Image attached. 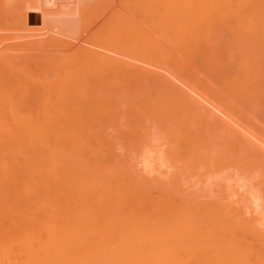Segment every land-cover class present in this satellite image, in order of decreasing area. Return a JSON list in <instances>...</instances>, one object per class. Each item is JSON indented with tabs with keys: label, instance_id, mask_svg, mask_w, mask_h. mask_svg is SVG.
<instances>
[{
	"label": "bare ground",
	"instance_id": "6f19581e",
	"mask_svg": "<svg viewBox=\"0 0 264 264\" xmlns=\"http://www.w3.org/2000/svg\"><path fill=\"white\" fill-rule=\"evenodd\" d=\"M67 1L29 0L28 5L25 1L22 30L34 33L46 29L49 16L45 9ZM221 1L219 47L224 50L222 54H217L220 49L216 53L212 50V53H200L196 49L198 54L193 56L190 51L187 52L190 56H159L157 50L158 54L145 53L148 42L146 36L141 35L140 25L135 26L139 22L136 21L127 39L130 45H125L120 35L123 43L114 42L119 45L114 49L110 45L111 52L105 50L106 54L102 52V55L92 50L91 55L88 53L89 56L78 59L83 61L77 68L78 61L71 63L75 67L69 68V64L62 72L59 70L54 75L51 72L52 79L48 75L27 79L19 75V70L6 69L5 64V68H0V264H264V241L253 244L255 246L249 241H240L246 230L241 233L242 238L237 239L229 222L223 220L225 212L221 210L222 218L221 212L215 209L216 203L214 208L203 205L202 201L199 203L203 195L199 199V194L187 196L179 186L181 178H177L178 173H185L199 163L202 168H197L210 170L206 173L210 179L206 175L202 177L207 181L205 188L212 189L208 181L214 179L216 184L219 168L223 170L220 174L233 169L242 177L248 166L255 164L247 159L250 152L232 148L233 142L252 141L245 133L233 130L229 116H238L247 132L256 122L258 127L264 125V7L260 8L259 0ZM58 10L50 12V16ZM66 11L59 10L58 15ZM131 20L128 21L131 23ZM129 51L132 52L130 60ZM140 63L162 69L163 73L142 67ZM62 66L65 68L66 64ZM173 71L184 78V88L169 87L151 92L144 81L167 79ZM129 81H138L133 87V95L137 94L138 99L126 107ZM195 95L212 99L217 104L223 114L222 123L215 121L209 109L196 105ZM6 109L12 110V121L8 111L5 112L8 118H5ZM13 109L20 115L22 110H27L25 113L33 116H17ZM118 114L123 115L120 118L122 123L126 121L123 125L126 130L121 131L113 121V128L117 125L114 134H119L115 137L110 134L111 130L108 134L109 128L104 125L110 116L114 118ZM260 128L256 127L260 131L258 135L262 133ZM132 138L146 146L151 142L149 148L153 142H167L164 164L165 161L169 163V169L166 172L175 169L177 174L174 170L167 174H173L167 178L170 186L165 184L166 179L156 182L157 198L149 195L152 187L149 177L145 178L147 181L140 178L142 174L139 176L136 171L135 162H123L119 157L121 151L118 155L113 150L118 143L112 142L126 143ZM133 139L132 147H136ZM258 141L261 142L262 137ZM168 142L177 144L171 149ZM145 145L138 148L139 153H136L140 157L135 156L136 159L149 156L151 149L146 151ZM152 145L161 147L158 143ZM155 154L161 156V153ZM162 168L159 173L165 172V168L160 172ZM197 172L193 175L204 174ZM161 175L166 177V174ZM187 175L182 176L192 180V174V177ZM227 175L223 177L227 179ZM200 176L195 180L204 186L205 179L201 181ZM196 182L193 187L199 189Z\"/></svg>",
	"mask_w": 264,
	"mask_h": 264
},
{
	"label": "rangeland",
	"instance_id": "374dc122",
	"mask_svg": "<svg viewBox=\"0 0 264 264\" xmlns=\"http://www.w3.org/2000/svg\"><path fill=\"white\" fill-rule=\"evenodd\" d=\"M25 1H27L26 4L28 5L29 0H0V60L3 61L2 64L0 62V68L5 66L6 69H8V68L12 69L15 72H17V70H19L18 71V72H20L19 75H21L24 78L27 77V79H30L32 77L33 80H36L39 77H44V75L45 76L48 75L49 78L51 77L50 79H52V77H53L52 75H54V72L56 73L59 70H61L60 72H62V70L68 68L69 64L75 63L78 61L77 62L78 64L77 63L75 64V66L77 68V66L80 65L83 61V60L80 61L81 60L80 58L84 59L85 55H87L89 52L92 54V50H93V52H96V51L99 52L100 51L99 52V54H100L102 52L105 53V50L107 52L108 50H110L112 48L114 49L115 45H119V44H116L114 42L119 41L118 43L122 44L123 42H121V41H123V40H122V37H120V35H123L125 45L128 46V45H130V43L128 44V40L131 37V35H129V34L130 33L132 34L133 30L135 29V26L137 27L139 25H140L139 30L141 32V35L146 36V39L148 42L147 43L148 45L146 44V47L152 46L150 49H149V47H147V48L145 47L146 48V49L144 48L146 50V51H144L145 53H148V51H150V53L153 52L154 54H158L156 52V50H157L159 52V54H158L159 56L164 55V54H171L173 56H178V55L179 56H184V55L190 56L187 54V52L190 51L191 53L189 52V54H191V56H193V55H196V53L198 54V51L200 53H203V52H208V51L210 52L212 50V52L215 51V53H216L218 51V49H220V51H219L220 53L218 52L217 54L224 53L223 52L224 50L222 51V48L219 47L221 44V14H220V9H221L220 7H221V2H222L221 0H167V1H164V0H69V1L64 2V3H59V5L56 4L53 8H50V9L49 8L45 9L44 8L45 6H41L42 8L45 9V11L48 10L46 12L48 13L49 17H47L46 23L47 24L49 23V24L46 28L47 30L42 28L43 32L39 30V31H35L34 33L33 32H25L24 30H22L24 28H23V25H21L22 24L21 19H22L23 14L26 10V7H27V5L25 4ZM33 1L35 2V0H33ZM255 1H257V0H255ZM257 2L258 3L260 2V5H261V7L259 5L260 8L264 7V0H259ZM64 6H65V8H64ZM122 8H124V9H122ZM56 9H59L60 11L61 10L62 11L67 10V11L65 12V14L63 12H61L58 15L59 10L57 11V14H54V13H56V12H54ZM262 10H264V9H262ZM50 12H54L53 13L54 15L50 16L52 14ZM133 14H134L135 20L132 18ZM115 16L117 17V19ZM127 16H130L131 19H133V20H131L130 17H127ZM109 17H111V18H109ZM122 19H125V20L121 21ZM126 20L127 21L131 20L132 22L130 23L129 21L127 22ZM136 21H139L140 23L137 22V25L134 26L133 24L136 23ZM46 23L44 25V28L46 27ZM113 24L115 26H113ZM128 26H129V28H128ZM132 26H134V29ZM122 28L127 34H125V32L122 30ZM119 33H122V34H119ZM46 34H48L50 36H48ZM128 36H129V39H128ZM162 37H164L165 40ZM115 38H118V39L116 40ZM119 38L121 40H119ZM39 39H41V40H39ZM162 40H164V41L162 42ZM35 41H37V42H35ZM111 43H114V44H111ZM110 45L112 46V48L109 49V47H111ZM102 47H104L105 49ZM194 47H195V49H194ZM204 48H205V50H204ZM162 50H163V52H162ZM201 50H202V52H201ZM109 52H111V50ZM212 52H210V53H212ZM97 53H93V55H96ZM131 53L129 51L128 60L131 59L130 58ZM89 54L87 56H89ZM108 54L110 55L111 53H107V55ZM102 55H104V54L102 53ZM58 57H60V58H58ZM78 59H80V60H78ZM57 60L58 61L60 60L61 62L63 61L64 64L61 62L58 63ZM132 61H133V59H132ZM40 62H43V63H40ZM44 62H46V63H44ZM128 62H131V61H128ZM36 63H37V65H36ZM56 63H58V65L61 67V69H59L60 67L58 65H56ZM53 64H55L58 68H55L56 66H54ZM65 64H66V67L64 68V66H62V65H65ZM143 64L140 63L139 65L142 67L144 66L145 68H149V66H147L146 64H144V65ZM8 65H9V67H8ZM17 65H19V66H17ZM72 66H74V64L73 65L71 64V66L69 65V68H71ZM52 67H53V69H52ZM54 68L56 69V71H54L55 70ZM28 69L29 70L31 69V70L29 71ZM149 69L157 71V72H161V70H162V69L158 70L157 68H155L153 66L152 67L150 66ZM27 71H28V73H27ZM40 71H41V73H40ZM51 72H53L52 75H51ZM34 73H36V76ZM42 73H44V74H42ZM161 73H163V70ZM29 75H30V77H29ZM144 81H145V83L148 84L151 92L157 91V89H161V88H169V87L184 88L186 86V84H185L186 82H185L184 78H182L181 75L177 71H173L171 76L167 79H162V78L150 79V78H148V79H144ZM137 82L136 81H129L128 82V91H127L128 96H127V101H126V107H129L138 99L137 94L135 96L133 95V94H135L133 87ZM147 87H145V88H147ZM127 102H128V106H127ZM195 103L199 107L209 109L210 112L213 113V116L215 117V121L222 123L223 114L218 109L219 107L217 106V104H215V102L212 99L206 100V99L200 97L199 95H195ZM7 111L10 114V112L12 110L6 109L3 113L5 114V112L7 113ZM13 111L15 112L16 109L15 110L13 109ZM19 111H21V108H19ZM19 111L17 110V112H15V113H17V116L24 117L23 116L24 114H26V116L28 115L27 110L26 111L22 110L24 113L22 112L23 114L21 113V115L18 114ZM25 112H27V113H25ZM210 112H209V114H210ZM15 113H14V116H15ZM29 113H33V112L30 111ZM9 114H8V116L10 117L9 119L12 121V117H13L12 114L13 113L11 112V115H9ZM30 115L33 116L32 114H30ZM30 115H28V116H30ZM120 116H122V118H123L122 114ZM120 116L118 114V115L114 116V118L110 116V118L107 119L108 121H106V124L104 126H106L107 129L109 128L108 134L110 133L109 130H111L113 132H111L110 134L113 135L114 134V128H115V130L117 129L116 128L117 125H115L116 127H114V128H113L114 124H113V126L111 125L113 121L116 124H118L119 127H121V131L126 130L125 127H123V125L125 126L126 121H125V123H122L121 120L123 121V119L120 118ZM5 118H8L7 115L5 116ZM9 119H7V120L9 121ZM229 119H230L229 124L233 128L234 131L245 133V136L252 141V142H233L234 145H232V148H235L236 151L239 150V148H240L241 150L245 151L246 153L250 152V155L247 159L249 162L250 161L255 162V164H254L255 166L253 165V163L250 166H248L249 168H248V171L246 172V175L244 174V175H242V177H241V175L237 174V172L233 169H229V170H232V172H229L227 170L229 173L225 172L223 174H220L223 172V170L219 168V172L220 171L221 172L220 173L218 172L216 174V177H215L216 184H218V182H217V180H218L219 185L216 186V184H214L215 182H213L214 179L212 180V178H211L212 182H210V180L208 181V184H210V183L212 184V185H210V186H212V189H211V187L209 188L210 191L208 188H205V186L207 184L206 178L208 177V175H206V173L208 174L210 170H207V169L205 170V168L199 169V168H202L199 163L198 164L195 163V167H193V169L195 170V168H196V170H195L196 174L199 173V172H197L198 170L203 172L204 174H200L201 176L200 175L196 176V174L193 175V173H195V171L192 168H190L189 170L188 169L185 170L187 173H188V171H190L188 173L189 175H187L186 172L183 173V171H181L180 173H178L177 178L182 179V180L180 179V181H178L179 186H180L181 190L183 189L184 192L186 191L185 193L187 196L190 195L189 193L192 194V196L190 195L191 197H194V196L196 197L199 194L197 196L199 199V198H201L199 196L203 195L202 198L205 197V199L204 198L199 199V203L202 204V202H203V205H206V206L209 205L210 207H213V208H214L215 203H216L217 207L215 206V209L217 210V212L219 213V212H221V210L225 212L224 213L225 217L223 216L222 212H221L222 215L220 213L219 214H220V216H222V218L224 217L223 220L225 222H227V223L229 222V224H228L229 227H232L233 233H235L234 236L236 235L235 236L236 238L239 237L237 239H240L242 237L243 238L246 237L248 240L246 238H244V239L242 238V240H240V241H243V242L246 241V243L249 241V244L251 243L252 245L253 244L259 245V241H264V193H262V191H264V184L259 183V182H264V134H262V133H264V130H262L264 128H260L264 125H260L258 127L257 122H256L255 123L256 125H254L253 129L252 130L250 129L251 132L250 131L247 132L246 125L241 121L240 118H238V116H234V115L231 117L229 116ZM11 121H9V122H11ZM109 122H110V124H109ZM259 122L261 123L260 120H259ZM259 122H258V124H259ZM262 123H264V122H262ZM255 126L257 128H260L259 130H261V132H262V133H259L260 135H258V132H260V131H257ZM256 131H257V133H256ZM246 133H249V134L252 133V134L246 135ZM117 134H118V132L115 133L114 136L116 135L115 137H117L119 135V134L118 135ZM252 135H254V136L257 135V136L254 137ZM261 137H262V141L259 142L258 140H261ZM243 138H245V137H243ZM257 138H258V140H255ZM132 139H131V142L129 140L130 143L126 142L127 144L125 142H119V141L112 142L114 145H116L118 143V145H116L117 148L113 145L114 146L113 150L114 151L116 150L115 152L118 155H119V152L121 151L120 152L121 154L119 157L124 159L123 162H125V161H127V163L131 162V161H132L131 163L135 162V163H133L134 167L137 169V170L136 169L135 170L139 171L138 172L139 176L141 174L143 176V177L141 176L140 178L145 179V178L149 177L148 181L149 182L151 181L150 183H152V187L154 186L153 189H152V187H150V190L151 189L152 190H151V192L149 190V195L152 198H157L159 195H158V191L156 192V190H157L156 188H158L156 182H159V181L163 182V179H164V181L166 179L167 182L166 183L164 182V183L167 184L169 181L167 179L169 175L167 176V174L168 173L170 174V172H172L173 170H174L173 172H175L177 174V171H175V169L171 170V168H170L171 171L166 172L167 169H169V167H168L169 163H167L165 161V164H164L165 149L168 150L166 148V147H168V145H166V147H165V144L167 142L166 143L165 142L161 143V141L156 142V143H158V146H161V147H157V145L153 146L152 144H156L155 142H153L151 144L152 148H149L150 147L149 144L151 142L146 143L149 145V147H148V145L146 146L144 144V142L138 143V142H136V141H138V139H133L134 140L133 143L136 145V147L135 146L132 147L133 146ZM120 143L121 144L125 143V144H122V146H127V147L122 148V146L119 145ZM160 143L163 145H161ZM168 143H170V142H168ZM129 144H131V145H129ZM176 144H175V142H171L169 144V146L171 145V149H173V148H175ZM141 145L142 146L145 145V147H143V148L147 149L146 151H149L151 149L150 150L151 152H149L148 157L147 156L145 157V155H143L144 161H143V158L141 156V159L144 163L139 158L140 154L136 153V152H138V148L140 150ZM118 147H120V148H118ZM146 147H148V148H146ZM153 147H156V148L153 149ZM123 149H125L126 151H124ZM152 149L155 151L157 150L158 154L161 153V156L156 155L155 153H157V152H154ZM160 149H162L161 152H160ZM129 150H130V152L128 153ZM181 150H182V147H181ZM152 151H153V153H152ZM125 152L127 155L124 154ZM122 153H123V155H122ZM145 153H146V155H148L147 152H144V154ZM150 153L152 154V156ZM153 154H155V156ZM124 155H126V156L129 155V157H126V156L124 157ZM138 155H139V157H137L138 159H136L135 156H138ZM130 157L132 160L130 159ZM145 158H146V161H145ZM157 158H160L161 161L158 160ZM127 159H129V161ZM133 159L134 160L136 159V160L134 161ZM138 160H140V162H142V164L140 162H138ZM136 162H137V164H136ZM150 162H151V164H150ZM155 162H157V163L155 164ZM161 162H163L162 166L160 164ZM244 162L245 161H243L242 164ZM131 163H129V164L132 166ZM164 165H167V166H164ZM139 166H141V167L143 166V168H141ZM144 166H146L147 169H144ZM157 166H159V167H157ZM251 166H253L254 168ZM155 167H156V169H155ZM162 167L166 169V170L164 169L166 173L161 172V171H164ZM197 167H199V168H197ZM159 168L160 169L162 168V170H160L161 173H159ZM254 169L256 171H253ZM146 170L147 171L149 170V172H146ZM251 170H252V174L250 175L249 173L251 172ZM175 173H174V175L177 176ZM190 173L192 174L193 177L191 176ZM143 174H145V176ZM161 174H166V177H164ZM179 174L180 175L185 174L187 176H190V177H192L193 181L188 177L187 178L185 177L186 178L185 179L182 175H181V177H179ZM226 174L230 175L229 177L227 175V179H225L226 176L223 177V175H226ZM232 174H234V176ZM205 175H206V178L202 177ZM219 175L221 177H218ZM231 175H232V177H231ZM171 176H173V174L170 175L169 177H171ZM199 176L202 177V179L200 178L201 181H203L205 179L203 181V183L206 181L204 186H201L199 184L200 182L199 183H198V181L196 182L195 178H198ZM182 177L184 178V180H186V183ZM209 177H208V179H210ZM213 178H214V176H213ZM242 178H243V180H242ZM145 180L147 181V179H145ZM190 180H191V183H190ZM181 182H183V183H181ZM194 182L199 184L200 190L194 189V187H196ZM221 183H222V185H221ZM186 184L190 188V191L187 190L189 188L186 186ZM193 184H194V187H193ZM246 184H248V185H246ZM260 184H262V186ZM183 185L186 186V188ZM245 185L247 186L248 190L249 189H252V190H249L250 192L248 190H246ZM252 185H253V187L254 186L255 187L260 186L259 188L256 187V189L257 190L259 189V191L261 193L259 191H257L255 188H252ZM167 186H170V184ZM242 186H243V188H242ZM222 187H224V188H222ZM197 188H198V186H197ZM206 189L208 190L210 195L208 194ZM184 192H183V194L185 196ZM247 192H249V194H247ZM194 193L197 195H195ZM203 193H206L208 195H205ZM247 198L252 199V201L248 200ZM205 200L209 201V202L205 203ZM211 200H212V202H210ZM241 201H242V203H241ZM207 203H209V204H207ZM211 204H214V205H211ZM224 205H226V206H224ZM225 214H227V215H225ZM226 216H228V217H226ZM241 216H242V218H241ZM226 219H228V220L226 221ZM232 220H233V222H231ZM246 222H248V224ZM236 224L238 226H236ZM257 228H259L258 231L256 230ZM234 229H236V230H234ZM237 230H238V232H237ZM253 231H255V232H253ZM241 233H243L242 237H241ZM250 233H251V235H250ZM239 234H240V236H239ZM253 237L255 238L256 242H258V243H256L255 240H252V239H254ZM250 239L254 243L250 242L251 241ZM253 246H255V245H253Z\"/></svg>",
	"mask_w": 264,
	"mask_h": 264
}]
</instances>
